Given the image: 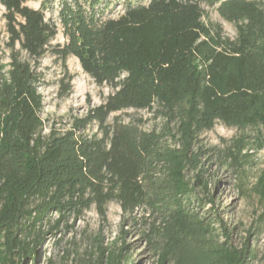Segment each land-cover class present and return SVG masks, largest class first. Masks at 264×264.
<instances>
[{"label": "trees", "instance_id": "obj_1", "mask_svg": "<svg viewBox=\"0 0 264 264\" xmlns=\"http://www.w3.org/2000/svg\"><path fill=\"white\" fill-rule=\"evenodd\" d=\"M26 1L0 0L10 52L8 64L0 55V264H35L46 225L58 231L93 207L105 217L111 203L144 227L157 264H251L249 243L233 244L195 204L203 205L198 189L209 190L201 135L218 122L264 128V2L43 0L32 9ZM56 2L58 23L46 19ZM207 8L236 27L234 39L207 20ZM60 29L65 43L54 56L65 66L76 57L113 90L65 131L47 129L39 91L40 62ZM127 110L161 117L164 127L116 116ZM92 125L97 132L86 134ZM244 139L224 152L232 166L247 157ZM257 140L264 149V136ZM256 191L264 200V170ZM99 249L98 264L137 262L128 244L107 256Z\"/></svg>", "mask_w": 264, "mask_h": 264}, {"label": "rangeland", "instance_id": "obj_2", "mask_svg": "<svg viewBox=\"0 0 264 264\" xmlns=\"http://www.w3.org/2000/svg\"><path fill=\"white\" fill-rule=\"evenodd\" d=\"M42 2L27 0L26 6L39 9ZM121 10L122 7L117 6L113 12V7H110L109 14L116 17ZM206 10L207 20L221 24L231 39L236 37L237 31L233 24L223 20L215 9ZM4 14L5 9L0 5V55L4 63L8 64L10 52L6 44L9 35ZM46 19L58 23V2L53 10L46 12ZM64 43L65 38L60 29L38 69L44 77L39 89L44 99L42 118L47 129L57 131L68 130L74 119L100 106L113 92L109 86H99L86 74L76 57H70L66 66L55 57L52 49ZM68 84L70 92L65 94L64 86ZM117 115L126 122L142 119L148 130L159 131L165 124L161 117H154L146 111L127 110ZM96 132V125H92L86 134L93 135ZM261 134L264 136L263 127L238 130L218 122L213 130L204 132L200 137V144L207 152L205 169L209 190L198 189V198L203 200V205L199 207L196 203L195 207L210 215L211 220L221 221L231 232L233 244L241 246L249 243L256 252L251 264H264V200L256 191V184L264 170V149L257 140ZM243 137L246 149L242 156L247 157H242L239 165L232 166V162L225 159L224 152L235 140ZM210 198L213 203H209ZM138 215L140 217L143 213L139 212ZM55 219L57 216L52 218V223ZM47 227H44V239L34 248L38 252L35 264H47L49 261L53 264H98L99 247L106 249L107 256L111 251L121 249L124 244L130 245L129 254L137 260L136 264H157L155 252L143 237L144 227L125 222L117 203L109 204L105 217L93 207L77 218L72 215L67 217L58 231H48ZM24 264H30V259L25 260Z\"/></svg>", "mask_w": 264, "mask_h": 264}]
</instances>
